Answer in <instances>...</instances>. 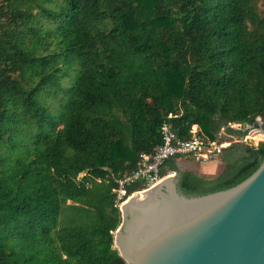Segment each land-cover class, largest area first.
<instances>
[{"label":"trees","instance_id":"obj_1","mask_svg":"<svg viewBox=\"0 0 264 264\" xmlns=\"http://www.w3.org/2000/svg\"><path fill=\"white\" fill-rule=\"evenodd\" d=\"M256 119L264 130V0H0V264H125L112 190L160 127L241 139L229 126ZM218 156L211 179L178 158L159 175L221 191L257 169L264 140Z\"/></svg>","mask_w":264,"mask_h":264},{"label":"water","instance_id":"obj_2","mask_svg":"<svg viewBox=\"0 0 264 264\" xmlns=\"http://www.w3.org/2000/svg\"><path fill=\"white\" fill-rule=\"evenodd\" d=\"M255 123L239 130L264 137ZM177 178L167 174L117 208L113 249L125 264H264V160L237 185L204 195L181 193Z\"/></svg>","mask_w":264,"mask_h":264},{"label":"built area","instance_id":"obj_3","mask_svg":"<svg viewBox=\"0 0 264 264\" xmlns=\"http://www.w3.org/2000/svg\"><path fill=\"white\" fill-rule=\"evenodd\" d=\"M230 128L240 129V125H230ZM195 125L190 127L189 138L180 140L170 131L167 125L160 127V144L155 146L150 153H141L138 156L137 167L118 179L115 189L112 190L116 207L125 201L126 188L133 183L141 182L145 189L155 185L163 176L160 168L170 158L192 160L195 163H206L219 155L221 149L228 146L225 141L218 142L223 133H219L214 141H207L197 132ZM134 193V192H133Z\"/></svg>","mask_w":264,"mask_h":264},{"label":"rangeland","instance_id":"obj_4","mask_svg":"<svg viewBox=\"0 0 264 264\" xmlns=\"http://www.w3.org/2000/svg\"><path fill=\"white\" fill-rule=\"evenodd\" d=\"M258 120V119H257ZM247 131V130H246ZM197 132L199 133V130L197 129ZM220 133H223V131H221ZM222 141H225L229 144L231 143H236V142H239V143H246L248 145H252V146H256L258 142L260 141H263L264 140V137L258 133H255V132H252V131H247V134L245 135L244 138H241V139H236V138H233V137H230V136H227L223 133V135H221V138H220ZM227 147V146H226ZM189 163H193L192 165H180L178 166L180 170H183V168H187V169H194L193 166L195 164H202V163H195L193 162L192 160H187ZM211 161H217L221 164V169L223 168V165L222 163L220 162V159H219V156H216V157H213L212 159H210L208 162H211ZM192 171V170H191ZM222 171V170H221ZM194 173V171H192ZM221 173V172H220ZM219 173V174H220ZM82 176V174L78 175L77 178H80ZM202 177V176H201ZM204 178V177H203ZM207 179V178H205ZM68 204V203H67Z\"/></svg>","mask_w":264,"mask_h":264},{"label":"crops","instance_id":"obj_5","mask_svg":"<svg viewBox=\"0 0 264 264\" xmlns=\"http://www.w3.org/2000/svg\"><path fill=\"white\" fill-rule=\"evenodd\" d=\"M178 166L180 165H192L187 161V159H179L178 160ZM194 169H187L183 168V170H189V171H194L199 176H202L207 179H211L215 176H217L221 172V164L217 161H211V162H206L202 164H195L193 166Z\"/></svg>","mask_w":264,"mask_h":264}]
</instances>
